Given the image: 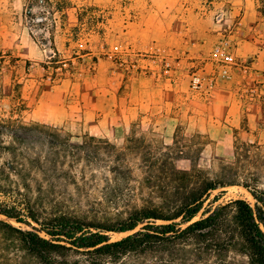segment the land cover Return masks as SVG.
Returning <instances> with one entry per match:
<instances>
[{"label":"rangeland","instance_id":"1","mask_svg":"<svg viewBox=\"0 0 264 264\" xmlns=\"http://www.w3.org/2000/svg\"><path fill=\"white\" fill-rule=\"evenodd\" d=\"M65 1V15L51 8L38 23V4L0 0V203L28 206L40 223L106 227L166 197L172 208L178 173L201 172L233 185L203 209L215 196L214 206L252 204L242 185L264 192L257 0ZM220 43L232 65L214 60ZM13 236L0 229V264H39ZM192 251L166 243L91 264H248ZM48 264L90 263L70 250Z\"/></svg>","mask_w":264,"mask_h":264},{"label":"trees","instance_id":"2","mask_svg":"<svg viewBox=\"0 0 264 264\" xmlns=\"http://www.w3.org/2000/svg\"><path fill=\"white\" fill-rule=\"evenodd\" d=\"M33 3L42 13L36 19L38 23L48 19L44 14H51V8L63 15L70 8L65 0H28V8ZM257 12L264 16V0H257ZM178 174L179 199L172 208L165 206L166 197L160 206L141 208L119 223L91 227L68 219L40 223L28 206L0 203V216L27 228L0 220V229L13 233L20 251L39 264L52 263L62 251L70 250L84 253L90 264L100 259L116 261L145 254L166 243L191 246L195 256L226 259L237 254L248 264H264V192L242 185L252 196V204L236 199L214 206L212 203L218 200L215 196L209 208L203 209L212 193L233 185L202 178L201 172ZM127 232L132 233L117 241H111L107 234Z\"/></svg>","mask_w":264,"mask_h":264},{"label":"built area","instance_id":"3","mask_svg":"<svg viewBox=\"0 0 264 264\" xmlns=\"http://www.w3.org/2000/svg\"><path fill=\"white\" fill-rule=\"evenodd\" d=\"M215 61L221 63L222 65H232L233 64V57L232 55L227 51L226 43L218 45L214 50L212 54ZM225 74L226 71H223Z\"/></svg>","mask_w":264,"mask_h":264}]
</instances>
